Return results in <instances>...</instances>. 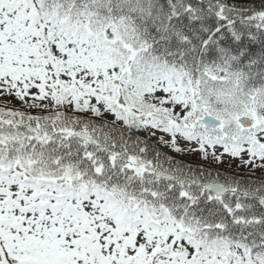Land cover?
I'll return each mask as SVG.
<instances>
[{
    "label": "snow or ice",
    "instance_id": "snow-or-ice-1",
    "mask_svg": "<svg viewBox=\"0 0 264 264\" xmlns=\"http://www.w3.org/2000/svg\"><path fill=\"white\" fill-rule=\"evenodd\" d=\"M0 264H264V0H0Z\"/></svg>",
    "mask_w": 264,
    "mask_h": 264
}]
</instances>
